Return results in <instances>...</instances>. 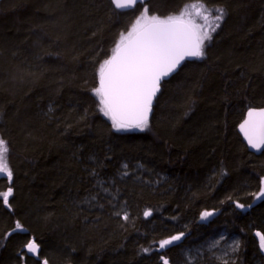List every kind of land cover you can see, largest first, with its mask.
<instances>
[{"label":"trees","instance_id":"1","mask_svg":"<svg viewBox=\"0 0 264 264\" xmlns=\"http://www.w3.org/2000/svg\"><path fill=\"white\" fill-rule=\"evenodd\" d=\"M195 2L0 1V135L13 173L0 176V192L13 189L11 207L0 204V264H206L185 250L220 234L238 241L222 264H264V151L239 130L264 108V0H206L224 9L220 27L162 84L143 131L112 128L95 94L99 67L145 8L166 18Z\"/></svg>","mask_w":264,"mask_h":264},{"label":"snow or ice","instance_id":"2","mask_svg":"<svg viewBox=\"0 0 264 264\" xmlns=\"http://www.w3.org/2000/svg\"><path fill=\"white\" fill-rule=\"evenodd\" d=\"M138 2L110 0L116 9H130ZM192 13L200 22L192 17ZM224 15L223 8H208L206 0H197L192 4L191 11L182 10L180 15L166 18L149 16L144 9V14L136 20L131 31L120 37L111 58L105 59L99 67V87L95 89V94L99 97L100 111L111 121L112 128L117 131H143L148 127L153 99L160 91L161 80L175 71L185 58L204 55L205 41L212 39V33L220 27ZM240 131L252 148L264 147V109H249ZM7 151L6 142L0 139V174L6 173L10 183L13 173L6 162ZM12 196L11 187L0 192V204L7 206ZM260 197H264V189L260 191ZM148 215L151 213L145 212V216ZM210 215L205 212L201 219ZM123 219H128L126 213ZM257 235L261 248H264V235ZM182 236L183 233H180L162 240L159 248L164 249L180 241ZM26 248L28 253H38L35 242L28 243ZM161 259L168 264L163 256Z\"/></svg>","mask_w":264,"mask_h":264},{"label":"rangeland","instance_id":"3","mask_svg":"<svg viewBox=\"0 0 264 264\" xmlns=\"http://www.w3.org/2000/svg\"><path fill=\"white\" fill-rule=\"evenodd\" d=\"M191 7H192V4L189 5L188 7H186L183 11H191ZM208 8L213 9L211 7H208ZM181 12L182 11H180L177 14H173V15H180ZM192 17L196 18L194 13H192ZM196 19L198 20V22H200L199 18H196ZM220 24H221V22H220ZM214 33L215 32L212 33V36ZM208 42L209 41H205V44H207ZM204 47H205V45H204ZM130 130H135V129H130ZM0 139H3L6 142L7 149H8V144H7L6 139H4L1 135H0ZM5 157H6V162L8 164V167L11 169L9 159H8V151L6 152ZM0 176H7V175H6V173H3V174H0ZM106 193H109V192H106ZM258 197H259V195H258ZM258 197L256 199V202H259L264 198V197H260V198H258ZM6 207H8V208L11 207L10 200H9V204ZM212 215H213V213H212ZM206 219L207 218L202 219V220H206ZM237 247H238V241L235 237H228L225 234H220V235L216 236L215 238L209 239L207 242H205L204 244L200 245L197 248L186 249L185 250V257L187 258V260L189 262H194L201 255L202 256L208 255L209 258H208V261L206 262V264H222L223 262H227L233 258L235 252L237 251ZM262 250L264 251V248H262Z\"/></svg>","mask_w":264,"mask_h":264},{"label":"water","instance_id":"4","mask_svg":"<svg viewBox=\"0 0 264 264\" xmlns=\"http://www.w3.org/2000/svg\"><path fill=\"white\" fill-rule=\"evenodd\" d=\"M0 1H1V0H0ZM143 2H144V0H139V2L136 3L132 8H130V9H123V10H132V9H135L139 4H142ZM196 58H197V57H187V58H185V60H183V61L181 62V64L176 68L175 71H173L172 73H170L168 76L164 77V78L161 80V83H160V91L156 94V97L153 99L152 111H153V107H154V105H155V103H156V100H157V98H158V96H159V94H160V92H161V86H162V84H163L164 82H166L167 80H169L172 76H174V75H175V74L181 69V67L183 66V64H184L186 61H190V60H193V59H196ZM253 109H254V110H262V109H264V108H253ZM152 111H151L150 114H149V121H150V119H151V117H152ZM246 119H247V114H246V117L244 118V120L241 122V124H242ZM241 124H240V125H241ZM240 125H239V130H240ZM240 132H241V131H240ZM241 134H242L244 140L246 141V143H247L249 149H250L252 152H254L255 154H261V153L264 151V147H261L260 149L252 148V147L248 144V141H247V139L245 138L244 133L241 132ZM18 230H19V231H23V229H21V228H18ZM32 242H34V240H32Z\"/></svg>","mask_w":264,"mask_h":264}]
</instances>
